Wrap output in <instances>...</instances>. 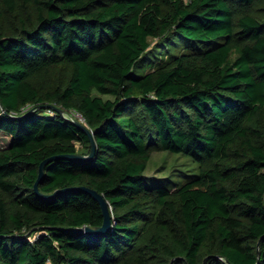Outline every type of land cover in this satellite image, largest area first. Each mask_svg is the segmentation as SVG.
I'll use <instances>...</instances> for the list:
<instances>
[{
  "label": "trees",
  "instance_id": "trees-1",
  "mask_svg": "<svg viewBox=\"0 0 264 264\" xmlns=\"http://www.w3.org/2000/svg\"><path fill=\"white\" fill-rule=\"evenodd\" d=\"M258 1L3 0L0 264H264ZM71 111L91 160L62 158L91 152ZM155 147L197 165L173 192L147 183ZM79 186L105 232L76 230L103 224Z\"/></svg>",
  "mask_w": 264,
  "mask_h": 264
},
{
  "label": "rangeland",
  "instance_id": "rangeland-1",
  "mask_svg": "<svg viewBox=\"0 0 264 264\" xmlns=\"http://www.w3.org/2000/svg\"><path fill=\"white\" fill-rule=\"evenodd\" d=\"M249 13L254 16L258 21L264 22V1L256 2ZM7 14L3 0H0V26L4 25V17ZM151 46L158 43L157 39L150 38ZM235 54H232L234 57ZM69 75L68 68L65 66L51 69L48 74L49 82H57L58 79H66ZM98 95L103 99L111 98L109 95H100L97 92H93V96ZM72 119L83 121L81 115L75 111L66 112ZM8 138L4 135H0V145H6ZM196 164L190 159L186 158L181 154H175L163 150L161 147H155L152 150L151 158L148 162L144 175L146 177L149 186H162L168 191L173 192L178 186V182H182L188 174L196 172Z\"/></svg>",
  "mask_w": 264,
  "mask_h": 264
},
{
  "label": "water",
  "instance_id": "water-1",
  "mask_svg": "<svg viewBox=\"0 0 264 264\" xmlns=\"http://www.w3.org/2000/svg\"><path fill=\"white\" fill-rule=\"evenodd\" d=\"M48 107V108H52L53 106L51 105H44V107ZM58 112L60 111V109H56ZM75 124L78 125L83 131L84 133L88 136L89 140H90V149L91 152L88 156H83V155H79V154H74V155H65L62 156V158L64 159H75V160H91L94 150H95V140L93 137V132L90 131L84 124H82L80 121H75ZM52 159H47L45 161H43L40 164L39 167V175H38V179L36 181V183L34 184V189L36 191V193L39 194L38 192V181L43 177L44 175V165L48 162H50ZM73 188H67V189H63V190H58L55 192V194L57 193H63V192H67L72 190ZM77 190L82 191L87 193L88 195H90L100 206L101 211H102V216H103V224L100 227L97 228H90V227H82V228H78L76 230H78L79 232L82 233H86V234H97V233H103L106 230H108V228L110 227V223H111V213L108 207V203L105 200L104 196L99 193L98 191H96L95 189L88 187V186H79L77 187ZM44 197H48L47 195H42Z\"/></svg>",
  "mask_w": 264,
  "mask_h": 264
},
{
  "label": "built area",
  "instance_id": "built-area-1",
  "mask_svg": "<svg viewBox=\"0 0 264 264\" xmlns=\"http://www.w3.org/2000/svg\"><path fill=\"white\" fill-rule=\"evenodd\" d=\"M65 115L66 118L72 119L70 118L68 115H66V113H63ZM79 114V113H78ZM80 115V114H79ZM80 121V120H79Z\"/></svg>",
  "mask_w": 264,
  "mask_h": 264
}]
</instances>
